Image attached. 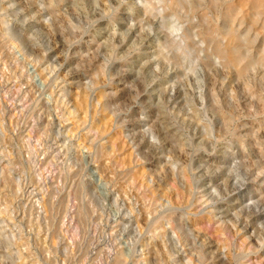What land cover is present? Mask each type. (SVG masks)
Here are the masks:
<instances>
[{"label": "rangeland", "instance_id": "1", "mask_svg": "<svg viewBox=\"0 0 264 264\" xmlns=\"http://www.w3.org/2000/svg\"><path fill=\"white\" fill-rule=\"evenodd\" d=\"M262 5L0 0V264H264Z\"/></svg>", "mask_w": 264, "mask_h": 264}, {"label": "clouds", "instance_id": "2", "mask_svg": "<svg viewBox=\"0 0 264 264\" xmlns=\"http://www.w3.org/2000/svg\"><path fill=\"white\" fill-rule=\"evenodd\" d=\"M157 7L161 15H163L164 13H169L172 19H175L181 23L182 27L186 24L194 23L196 21V14L201 11L199 8L193 7L192 5H188L187 8H184L171 2H161L157 5ZM261 7L264 8V5H262ZM261 31H264V28H262ZM193 39L199 40L198 47H204V40L201 39L200 36L194 35ZM253 39H255V36L253 37ZM213 61L215 64H220V60L216 57H213ZM185 74L194 75V67H189L188 69H186Z\"/></svg>", "mask_w": 264, "mask_h": 264}, {"label": "bare ground", "instance_id": "3", "mask_svg": "<svg viewBox=\"0 0 264 264\" xmlns=\"http://www.w3.org/2000/svg\"><path fill=\"white\" fill-rule=\"evenodd\" d=\"M249 207V206H248Z\"/></svg>", "mask_w": 264, "mask_h": 264}]
</instances>
